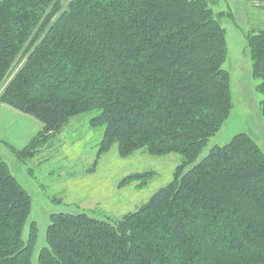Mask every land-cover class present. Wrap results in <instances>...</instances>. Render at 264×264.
<instances>
[{
	"label": "trees",
	"instance_id": "obj_1",
	"mask_svg": "<svg viewBox=\"0 0 264 264\" xmlns=\"http://www.w3.org/2000/svg\"><path fill=\"white\" fill-rule=\"evenodd\" d=\"M217 0H0L1 101L42 124L31 159L95 113L99 155L180 154L173 180L116 221L53 213L38 264H264V150L248 132L210 140L234 102ZM264 119V30L247 37ZM148 174H133L130 181ZM32 197L0 157V264H34Z\"/></svg>",
	"mask_w": 264,
	"mask_h": 264
},
{
	"label": "rangeland",
	"instance_id": "obj_2",
	"mask_svg": "<svg viewBox=\"0 0 264 264\" xmlns=\"http://www.w3.org/2000/svg\"><path fill=\"white\" fill-rule=\"evenodd\" d=\"M214 10L221 14L226 30L228 56L224 68L232 81L233 108L220 131L210 140L200 158L217 145L227 144L240 132L250 133L264 150V119L260 113L263 96L259 80L252 76V58L247 49L248 35L264 30V2L259 0H217ZM21 66V65H20ZM0 84V157L32 197V210L25 236L35 224L39 235L34 255L46 245V232L53 213L86 212L90 216L116 221L137 210L160 188L170 183L184 157L180 154L151 155L141 149L121 156L118 144L99 155L104 127L90 123L95 113L76 116L63 131L28 160H20L7 146L23 148L42 124L35 117L4 104L10 78ZM146 178L126 181L133 174Z\"/></svg>",
	"mask_w": 264,
	"mask_h": 264
},
{
	"label": "crops",
	"instance_id": "obj_3",
	"mask_svg": "<svg viewBox=\"0 0 264 264\" xmlns=\"http://www.w3.org/2000/svg\"><path fill=\"white\" fill-rule=\"evenodd\" d=\"M259 1H263L264 2V0H259ZM0 109L4 110V106L2 104H0Z\"/></svg>",
	"mask_w": 264,
	"mask_h": 264
}]
</instances>
